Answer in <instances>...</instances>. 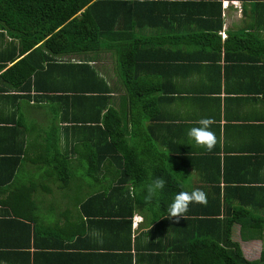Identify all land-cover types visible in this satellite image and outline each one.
I'll return each instance as SVG.
<instances>
[{
  "label": "crops",
  "instance_id": "obj_1",
  "mask_svg": "<svg viewBox=\"0 0 264 264\" xmlns=\"http://www.w3.org/2000/svg\"><path fill=\"white\" fill-rule=\"evenodd\" d=\"M254 5L221 0V47L230 33L254 31L246 29ZM18 43L0 29V49ZM248 61L221 59L216 67L176 76L183 91L165 105L167 122L147 135L162 155L120 162L108 157L97 169L87 150L95 141L92 131L61 123L33 92H19L16 108L13 78L0 80V117L18 120L0 124V264H190L182 248L189 245L188 228L199 224L156 219L154 212L177 208L160 204V189L143 181L166 174L191 190L216 176L218 158L221 177H245L255 193H264V87L257 92L264 76ZM105 73L112 77L111 68ZM121 95L114 93L115 106ZM207 154L216 160L195 161ZM248 209L256 210L255 204ZM261 210L264 216V201ZM256 229L244 238L239 224L232 228L247 262L259 261L264 251V221Z\"/></svg>",
  "mask_w": 264,
  "mask_h": 264
},
{
  "label": "trees",
  "instance_id": "obj_2",
  "mask_svg": "<svg viewBox=\"0 0 264 264\" xmlns=\"http://www.w3.org/2000/svg\"><path fill=\"white\" fill-rule=\"evenodd\" d=\"M237 1L255 2L246 27L254 31L230 33L221 47L216 36L223 25L221 0H0V29L19 42L0 49V72L5 70L0 80L13 78L17 91L10 98L16 108L21 92H33L61 123L92 131L91 167L108 157L120 162L161 156L147 135L167 122L165 105L183 91L176 76L216 67L221 59L249 60L264 76V35L258 33L264 28V0ZM8 62L14 64L6 69ZM110 68L112 77L105 73ZM258 87L263 92L264 77ZM116 91L123 94L117 106ZM4 122L18 124L0 117ZM198 159L208 163L216 157ZM214 167L216 176L191 190L166 174L143 181L160 189V204L177 208L153 214L164 223L199 224L188 228L189 245L182 248L190 264H261L264 251L259 261L247 262L231 234L235 224L244 238L262 227L264 193H255L245 177L228 178L226 172L221 177L218 158ZM68 178L66 170L58 181L66 185Z\"/></svg>",
  "mask_w": 264,
  "mask_h": 264
},
{
  "label": "rangeland",
  "instance_id": "obj_3",
  "mask_svg": "<svg viewBox=\"0 0 264 264\" xmlns=\"http://www.w3.org/2000/svg\"><path fill=\"white\" fill-rule=\"evenodd\" d=\"M118 93V91H116Z\"/></svg>",
  "mask_w": 264,
  "mask_h": 264
}]
</instances>
